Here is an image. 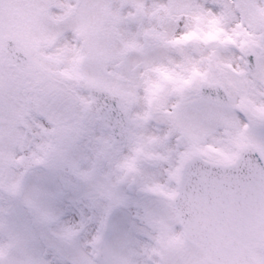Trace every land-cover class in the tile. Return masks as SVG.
<instances>
[{
	"label": "snow or ice",
	"instance_id": "obj_1",
	"mask_svg": "<svg viewBox=\"0 0 264 264\" xmlns=\"http://www.w3.org/2000/svg\"><path fill=\"white\" fill-rule=\"evenodd\" d=\"M0 264H264V0H0Z\"/></svg>",
	"mask_w": 264,
	"mask_h": 264
},
{
	"label": "rangeland",
	"instance_id": "obj_2",
	"mask_svg": "<svg viewBox=\"0 0 264 264\" xmlns=\"http://www.w3.org/2000/svg\"><path fill=\"white\" fill-rule=\"evenodd\" d=\"M13 2H15V0H13ZM12 14L17 18V20L23 21L25 23L27 22L28 19L27 14L23 12L21 9L14 8Z\"/></svg>",
	"mask_w": 264,
	"mask_h": 264
}]
</instances>
